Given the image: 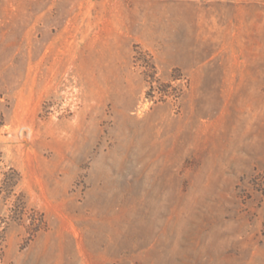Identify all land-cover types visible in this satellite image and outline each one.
<instances>
[{
	"label": "rangeland",
	"instance_id": "1",
	"mask_svg": "<svg viewBox=\"0 0 264 264\" xmlns=\"http://www.w3.org/2000/svg\"><path fill=\"white\" fill-rule=\"evenodd\" d=\"M0 264H264V0H0Z\"/></svg>",
	"mask_w": 264,
	"mask_h": 264
},
{
	"label": "trees",
	"instance_id": "2",
	"mask_svg": "<svg viewBox=\"0 0 264 264\" xmlns=\"http://www.w3.org/2000/svg\"><path fill=\"white\" fill-rule=\"evenodd\" d=\"M33 220L36 221L37 219H34V218H33Z\"/></svg>",
	"mask_w": 264,
	"mask_h": 264
}]
</instances>
